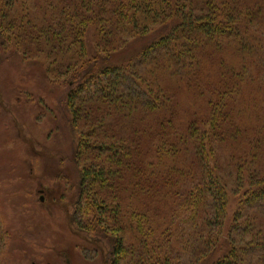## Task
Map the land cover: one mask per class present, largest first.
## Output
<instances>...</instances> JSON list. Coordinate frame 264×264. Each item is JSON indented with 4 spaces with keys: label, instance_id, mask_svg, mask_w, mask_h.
Instances as JSON below:
<instances>
[{
    "label": "trees",
    "instance_id": "obj_1",
    "mask_svg": "<svg viewBox=\"0 0 264 264\" xmlns=\"http://www.w3.org/2000/svg\"><path fill=\"white\" fill-rule=\"evenodd\" d=\"M28 1L0 0V50L45 52L47 73L65 74L66 109L86 141L79 148L98 162L80 171L81 198L103 207L104 223L114 214L111 228L132 219L120 214L119 193L134 200L144 215V229L133 216L146 243L138 255L149 264L172 260L171 239L184 256L210 255L229 193L245 181L250 209L264 203V0H31L51 14L45 22ZM146 36L155 39L139 48ZM141 117L155 130L153 149L133 127ZM174 219L180 238L161 247L158 228ZM196 228L201 239L190 238ZM110 232L97 239H111L110 264H118L126 252ZM221 256L214 264H229L236 251Z\"/></svg>",
    "mask_w": 264,
    "mask_h": 264
},
{
    "label": "rangeland",
    "instance_id": "obj_2",
    "mask_svg": "<svg viewBox=\"0 0 264 264\" xmlns=\"http://www.w3.org/2000/svg\"><path fill=\"white\" fill-rule=\"evenodd\" d=\"M43 5L28 1L31 16L40 22L51 16L46 7L42 15L36 12ZM260 31L264 34V25ZM154 39L155 36L140 38L137 46L143 49ZM6 51L0 50V264H110L111 239H97L110 231L122 247L119 253L126 252L118 264H149L151 256L138 255L146 243L143 235L134 232L136 219L133 216H137L144 229V215L133 207L134 200L119 193L123 207L118 204L120 214L128 217L132 211V219L122 218L125 223L120 228H111L118 218L107 214L110 220L104 223L103 207L95 209L80 196L81 169L96 166L98 162L97 157L79 148L86 141L80 130L71 124L66 109L65 74L58 75V69L55 74L47 73L50 63L43 60L45 52L29 55L17 47ZM180 99L189 110L190 100L184 91L180 92ZM146 121L141 117V123L133 127L139 132L138 139L142 142L148 139L153 149L158 139L150 138L155 130ZM132 147L128 153L131 159L135 156ZM140 148L146 154L145 148ZM223 149L219 147L218 154ZM217 157L222 164L228 161L225 153ZM143 160L146 162V158ZM150 161L158 167L157 161ZM143 165L139 163L140 167ZM250 185L243 181L239 190L229 193L226 218L218 238L211 241L215 246L210 255L184 256V251L180 252L171 239L173 252L169 250L168 254L172 260L167 263L214 264L222 254L230 255L235 250L236 256L233 261L228 260L229 264H264V203L250 209L247 205L250 199L246 201L245 195L251 190ZM230 188L228 182L227 189ZM95 220L100 224L94 226ZM179 228L176 219L159 227L160 246L168 238L176 237ZM187 230L193 229L184 231L187 233ZM198 230L190 232V238L204 237L197 234Z\"/></svg>",
    "mask_w": 264,
    "mask_h": 264
}]
</instances>
